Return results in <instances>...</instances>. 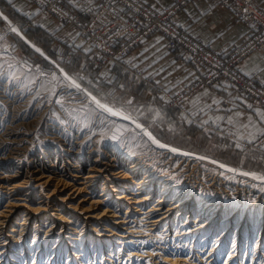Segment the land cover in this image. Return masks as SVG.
<instances>
[{
	"label": "bare ground",
	"instance_id": "obj_1",
	"mask_svg": "<svg viewBox=\"0 0 264 264\" xmlns=\"http://www.w3.org/2000/svg\"><path fill=\"white\" fill-rule=\"evenodd\" d=\"M118 113L144 139L124 156L85 169L73 152L33 155L12 173L1 158L0 264H264V179L225 166L205 174L198 156L159 147ZM11 131L5 143L22 144Z\"/></svg>",
	"mask_w": 264,
	"mask_h": 264
},
{
	"label": "rangeland",
	"instance_id": "obj_2",
	"mask_svg": "<svg viewBox=\"0 0 264 264\" xmlns=\"http://www.w3.org/2000/svg\"><path fill=\"white\" fill-rule=\"evenodd\" d=\"M30 25L29 21L23 23L25 28ZM51 27L46 25L50 32L59 29V40L70 44L69 37L75 35L76 29L57 22ZM71 29L74 31L70 34ZM22 34L14 20L0 21V164L4 161L2 157L8 159L6 162L11 166V173L21 167L31 168L33 155L62 157L73 152L75 159L69 158L70 164L85 166L86 169L98 156L117 153L119 148L124 156L131 150V145L141 148L144 139L139 130L119 116L101 111L93 103L94 97L138 122L164 147L198 156L193 163L205 174H218L221 166H225L264 177V160H261L259 152L264 133L255 140H248L239 139L236 132L224 131L219 126L206 130L205 124L200 126L202 116L187 111V103L194 94L179 103L178 92L181 93L188 85L169 88L156 76L145 74L142 68L135 66L123 68L114 62L95 66L91 46L84 56L78 48V52L72 50L70 53L65 45L56 44L51 38L45 43L46 49L26 38L25 42L33 51L27 54L15 42V38ZM43 60L45 63L41 62ZM70 81H75L79 89ZM10 131L21 134L22 144L5 143L6 133ZM114 135L116 139L112 138ZM239 177L253 183L256 181L248 175ZM19 180L21 178L13 182ZM234 232L233 228L232 234ZM52 256L50 260L43 258L41 264L63 263H53ZM27 264L32 263L28 261Z\"/></svg>",
	"mask_w": 264,
	"mask_h": 264
},
{
	"label": "crops",
	"instance_id": "obj_3",
	"mask_svg": "<svg viewBox=\"0 0 264 264\" xmlns=\"http://www.w3.org/2000/svg\"><path fill=\"white\" fill-rule=\"evenodd\" d=\"M144 1L155 10L173 9L170 20L220 57H228L250 36L245 25L235 22L227 10L216 6L218 0ZM255 2L264 9V0ZM72 4L77 7L75 1ZM4 19L14 20L19 24L20 30L23 23L29 21V27L49 36L54 43L65 45L70 53L72 50H81L85 56L89 52L90 44L74 29L69 32L71 34L74 31L75 34L69 37L71 45L62 43L58 36L60 30L52 29L54 23H61L41 15L30 0H0V21ZM46 25L52 26V32ZM18 37L27 44L23 34ZM165 43L166 38L162 34L152 32L146 37L145 47L139 45L133 49L130 59L132 65L142 68L145 74L156 76L163 84L169 85V88L177 89V86L188 85L201 73L200 66L183 59L178 51H168ZM238 67L244 75L254 77L256 83L264 87V45L259 51L245 56ZM171 78L173 79L170 81ZM187 111L202 116L203 119H199L202 122L200 126L205 124L206 130L219 126L224 131L236 132L239 139L248 140H255L264 133V108L258 106L252 98L235 92L231 86L220 84V81L196 91L187 103ZM259 152L263 161L264 142L260 145Z\"/></svg>",
	"mask_w": 264,
	"mask_h": 264
},
{
	"label": "built area",
	"instance_id": "obj_4",
	"mask_svg": "<svg viewBox=\"0 0 264 264\" xmlns=\"http://www.w3.org/2000/svg\"><path fill=\"white\" fill-rule=\"evenodd\" d=\"M30 1L41 15L76 29L90 44L95 54V66L114 62L123 68H133L130 60L133 49L139 45L145 47L146 37L158 32L166 38L168 51H178L183 59L201 69L199 76L178 92L179 103L204 86L220 81V84L233 87L235 92L254 98L264 107V87L257 84L254 77L244 75L238 67L245 56L259 51L264 45V9L255 0H218L216 3L250 31V36L226 58L210 51L206 44L195 41L171 21L173 9L155 10L144 0Z\"/></svg>",
	"mask_w": 264,
	"mask_h": 264
},
{
	"label": "trees",
	"instance_id": "obj_5",
	"mask_svg": "<svg viewBox=\"0 0 264 264\" xmlns=\"http://www.w3.org/2000/svg\"><path fill=\"white\" fill-rule=\"evenodd\" d=\"M21 31L23 33V35L29 39V40H33L34 42H36L37 45L43 47L44 49H46L47 47L45 46V43H47L50 38L49 36L45 35L44 33L39 32L38 30H34L31 27L28 28H21ZM15 42L19 45V48L24 51L27 54H31L33 51L28 47L27 44H25L19 37L15 38ZM43 63H45V61H41ZM49 67H51L50 65H48Z\"/></svg>",
	"mask_w": 264,
	"mask_h": 264
},
{
	"label": "snow or ice",
	"instance_id": "obj_6",
	"mask_svg": "<svg viewBox=\"0 0 264 264\" xmlns=\"http://www.w3.org/2000/svg\"><path fill=\"white\" fill-rule=\"evenodd\" d=\"M12 31H16L15 28L12 29ZM0 39H2V37H0ZM37 51H39V49H37ZM11 67V65H10ZM65 79H69L67 76H65ZM71 84L76 87L77 89H79V85L76 84L75 81H70ZM59 102V101H58ZM93 103H95L96 107L101 109V111L103 112H107L109 115H112V116H116V115H119V113L117 111H115L112 107H109L107 106L106 104H102L99 100H96L94 97H93ZM137 127H139V125H137ZM147 134V133H145ZM113 139H116V136L114 135L112 137ZM149 138L151 139L152 137L150 136L149 134ZM154 143H157V141L153 140ZM159 147H164V145L160 144L158 145ZM173 151H175V149H173ZM261 179H264V177H261Z\"/></svg>",
	"mask_w": 264,
	"mask_h": 264
}]
</instances>
